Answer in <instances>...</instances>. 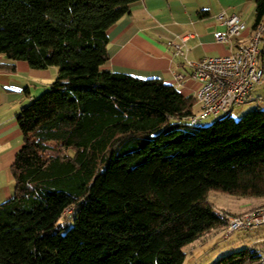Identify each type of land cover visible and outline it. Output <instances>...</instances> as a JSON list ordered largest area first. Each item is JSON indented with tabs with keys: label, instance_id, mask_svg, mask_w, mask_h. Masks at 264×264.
<instances>
[{
	"label": "trees",
	"instance_id": "obj_1",
	"mask_svg": "<svg viewBox=\"0 0 264 264\" xmlns=\"http://www.w3.org/2000/svg\"><path fill=\"white\" fill-rule=\"evenodd\" d=\"M137 1L0 0V55L13 62L0 70L58 69L17 118L0 264H184L187 246L228 225L211 191L264 198V110L196 127L194 97L104 69L108 32ZM263 24L256 0L253 30ZM260 258L243 250L214 264Z\"/></svg>",
	"mask_w": 264,
	"mask_h": 264
},
{
	"label": "crops",
	"instance_id": "obj_2",
	"mask_svg": "<svg viewBox=\"0 0 264 264\" xmlns=\"http://www.w3.org/2000/svg\"><path fill=\"white\" fill-rule=\"evenodd\" d=\"M221 13L237 15L248 25L244 38L232 46L215 39L216 32L225 31L216 20ZM255 17L256 0H139L109 30L110 61L104 69L142 80L160 79L175 86L184 96L196 99L200 84L192 76L187 61L234 53L241 43L249 41ZM185 37L187 41L183 43ZM177 44L184 45V57L176 55ZM263 44L260 65L264 68ZM11 63L5 55H0V65ZM15 66L14 71L0 70V204L15 194L12 169L24 145L18 115L47 91L58 76L56 67L36 70L25 61H18ZM179 74L184 76L181 82L176 81ZM253 97L254 108L248 111L264 110V81L255 89ZM200 111L201 104L197 101L195 113ZM252 204L251 201L244 203L238 214L251 210Z\"/></svg>",
	"mask_w": 264,
	"mask_h": 264
},
{
	"label": "built area",
	"instance_id": "obj_3",
	"mask_svg": "<svg viewBox=\"0 0 264 264\" xmlns=\"http://www.w3.org/2000/svg\"><path fill=\"white\" fill-rule=\"evenodd\" d=\"M216 20L224 26L225 31L216 32L215 39L225 45L232 46L243 39L249 30L247 24L237 15L221 13ZM182 41L186 42L187 38ZM263 41L264 24L253 30L249 41L241 43L234 53L208 57L198 62L187 61L192 76L200 84L196 99L201 104V111L190 118L189 122L193 126H201L213 117L219 119L228 116L236 106L254 101L253 92L264 81V68L260 65V46ZM175 48L176 55H186L184 45L177 44ZM183 79L182 74L176 76L177 82ZM218 216L227 218L225 232L228 236L239 230L255 231L264 226V207L241 216L218 211ZM253 264H264V257Z\"/></svg>",
	"mask_w": 264,
	"mask_h": 264
},
{
	"label": "rangeland",
	"instance_id": "obj_4",
	"mask_svg": "<svg viewBox=\"0 0 264 264\" xmlns=\"http://www.w3.org/2000/svg\"><path fill=\"white\" fill-rule=\"evenodd\" d=\"M249 24L251 25L252 21H249ZM262 48L264 49V44ZM253 104L247 103L236 106L232 110V117L235 120H240L244 114L250 112L248 111L250 108H254ZM242 111H245V113L240 115ZM216 120L214 117L210 118L203 123V126H209ZM208 201L218 211L227 213L223 210H229L231 213L236 214V216H241L244 213L264 207V198H241L217 190L209 193ZM250 201L253 203L251 205L252 209L238 214L242 210V205ZM73 212L74 209L72 208L68 210L64 215L65 218L72 216ZM71 225L74 226L75 221L72 220ZM243 250L253 251L264 257V226L255 231L239 230L231 236L226 234L225 228L212 231L184 249L187 254L184 264H214L224 256Z\"/></svg>",
	"mask_w": 264,
	"mask_h": 264
}]
</instances>
